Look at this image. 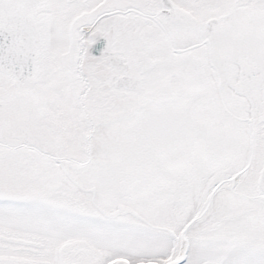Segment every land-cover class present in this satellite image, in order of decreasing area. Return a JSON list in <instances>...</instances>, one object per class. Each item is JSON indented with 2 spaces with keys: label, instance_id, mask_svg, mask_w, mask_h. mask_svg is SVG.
Listing matches in <instances>:
<instances>
[{
  "label": "snow or ice",
  "instance_id": "snow-or-ice-1",
  "mask_svg": "<svg viewBox=\"0 0 264 264\" xmlns=\"http://www.w3.org/2000/svg\"><path fill=\"white\" fill-rule=\"evenodd\" d=\"M0 264H264V0H0Z\"/></svg>",
  "mask_w": 264,
  "mask_h": 264
}]
</instances>
